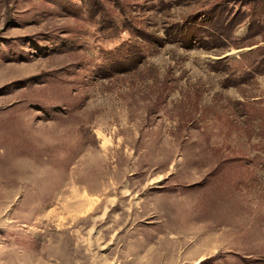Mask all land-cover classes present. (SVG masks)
<instances>
[{"label":"rangeland","instance_id":"rangeland-1","mask_svg":"<svg viewBox=\"0 0 264 264\" xmlns=\"http://www.w3.org/2000/svg\"><path fill=\"white\" fill-rule=\"evenodd\" d=\"M0 264H264V0H0Z\"/></svg>","mask_w":264,"mask_h":264}]
</instances>
